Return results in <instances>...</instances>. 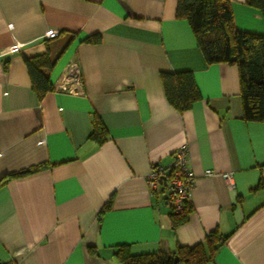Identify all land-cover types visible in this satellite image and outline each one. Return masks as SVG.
I'll return each instance as SVG.
<instances>
[{
	"label": "crops",
	"instance_id": "0c3cea01",
	"mask_svg": "<svg viewBox=\"0 0 264 264\" xmlns=\"http://www.w3.org/2000/svg\"><path fill=\"white\" fill-rule=\"evenodd\" d=\"M227 1L236 28L264 34L259 9ZM176 6L0 0V179L45 166L0 184V262L121 264L120 245L130 255L199 243L208 252L216 231L208 264H264V121L243 118L237 66L207 63ZM61 32L71 41L45 71L53 89L39 100L23 56L43 53ZM96 34L98 43L84 41ZM73 61L81 93L57 88ZM183 71L201 99L179 111L160 73ZM95 117L101 142L91 137ZM182 146L194 182L187 219L173 226L167 187ZM155 165L164 172L152 189Z\"/></svg>",
	"mask_w": 264,
	"mask_h": 264
},
{
	"label": "trees",
	"instance_id": "16d2710c",
	"mask_svg": "<svg viewBox=\"0 0 264 264\" xmlns=\"http://www.w3.org/2000/svg\"><path fill=\"white\" fill-rule=\"evenodd\" d=\"M246 4L261 11L264 18V0H246ZM176 17L188 21L198 47L209 64L227 63L236 65L239 71L240 95L243 118L246 121H264V34L241 31L236 28L231 5L227 0H177ZM71 34L61 32L49 39L45 51L39 55L23 56L32 87L37 98L53 89L48 76L63 51L71 41ZM98 43V34L84 39ZM161 82L167 101L179 111H184L201 99L194 76L189 71L161 72ZM105 127L98 117L94 118L91 137L101 142L105 138ZM43 164L29 167L19 172H12L0 179V184L10 178L24 176L43 169ZM171 173V172H170ZM171 175V174H170ZM111 207V200L103 206L99 215ZM190 205L184 202L180 212L171 209L173 226L186 221ZM218 237L210 232L205 250L199 243L193 247L178 246L171 253L130 255L125 245L118 247L117 255L121 264H208L213 260L212 250L218 249ZM93 250V249H91ZM177 257V262L174 261Z\"/></svg>",
	"mask_w": 264,
	"mask_h": 264
},
{
	"label": "built area",
	"instance_id": "2783aa9c",
	"mask_svg": "<svg viewBox=\"0 0 264 264\" xmlns=\"http://www.w3.org/2000/svg\"><path fill=\"white\" fill-rule=\"evenodd\" d=\"M57 88L72 93H81V74L76 62H69L64 73L59 78ZM164 170L160 165H155L149 174V186L154 189L159 182ZM210 170H205V175H211ZM226 180L231 174H226ZM194 178L187 168V152L184 146L174 152V163L171 168L170 183L168 189V201L171 209L180 212L185 201L189 199V192L193 185ZM0 264H16L13 261L0 262Z\"/></svg>",
	"mask_w": 264,
	"mask_h": 264
},
{
	"label": "water",
	"instance_id": "95a60500",
	"mask_svg": "<svg viewBox=\"0 0 264 264\" xmlns=\"http://www.w3.org/2000/svg\"><path fill=\"white\" fill-rule=\"evenodd\" d=\"M177 259H178V258H177V257H175L174 261H175V262H177Z\"/></svg>",
	"mask_w": 264,
	"mask_h": 264
}]
</instances>
